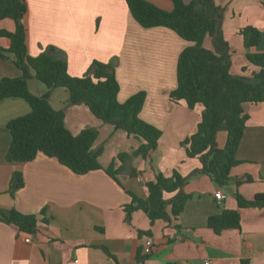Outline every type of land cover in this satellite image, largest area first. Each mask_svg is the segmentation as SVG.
Instances as JSON below:
<instances>
[{
  "label": "crops",
  "instance_id": "obj_1",
  "mask_svg": "<svg viewBox=\"0 0 264 264\" xmlns=\"http://www.w3.org/2000/svg\"><path fill=\"white\" fill-rule=\"evenodd\" d=\"M23 1L29 56L53 46L56 55L66 60L72 77L85 75L93 60L113 63L118 102L145 92L138 116L161 134L156 148L145 158L133 155L143 143L140 137L103 122L84 104L68 105L67 90L56 87L50 91L49 104L64 110L65 126L71 133L86 127L97 129L93 148H102V168L112 161L115 167L122 165L117 180L102 169L73 173L57 159L41 153L30 161L9 162L6 152L11 136L7 124L31 108L20 97L0 100V209H14L37 219L33 233L21 232L0 219V264H264V207L239 209V228L215 234L207 226L208 217L223 209H237V203L234 184L219 187L206 174H192L200 162L197 157H188L182 144L196 130L203 110L201 104L189 108L183 100L175 102L169 97L176 87L178 56L189 42L166 27H141L125 0ZM146 1L166 11L173 9L170 0ZM214 1L223 8L221 29L231 54L229 71L251 76L258 67L247 60L239 30L244 26L257 28L261 41L250 52L264 53L262 0ZM0 30L13 31L14 22L0 20ZM8 45V39L0 36V46L6 49ZM203 46L212 49L210 36L204 38ZM5 55L0 57V79L20 76L13 54ZM27 84L37 96L47 90L34 77ZM243 109L248 120L236 151L239 163L230 174L242 180L237 191L252 199L264 193V103H245ZM225 138L224 132L218 133L219 147ZM120 153L130 156L121 162ZM14 172L21 173L23 185L10 194ZM175 172L187 177L183 192L190 195L178 216L170 215L167 207L170 221L156 219L150 224L141 209L131 213L124 210L131 201L128 191L146 199L147 181L158 173L171 176ZM219 189L225 198L217 201L214 193ZM147 236L153 245L150 253L144 254Z\"/></svg>",
  "mask_w": 264,
  "mask_h": 264
},
{
  "label": "trees",
  "instance_id": "obj_2",
  "mask_svg": "<svg viewBox=\"0 0 264 264\" xmlns=\"http://www.w3.org/2000/svg\"><path fill=\"white\" fill-rule=\"evenodd\" d=\"M170 1L173 9L166 11L146 0H125L131 16L141 27H166L189 42L178 56L176 87L170 91L169 97L175 102L183 100L189 108L196 104L203 106L196 130L182 142L186 155L197 157L200 162V167L192 174H206L219 187L235 186L237 209H223L207 219V226L219 234L224 229L239 228V209L264 207V193L245 199L236 189L242 180L234 179L230 174L231 169L239 163L236 151L248 120L243 105L264 103V53L250 52L260 43L261 33L252 26L239 30L246 58L258 67V71L251 76L233 75L229 71V44L221 29L223 8L214 0H190L188 3L183 0ZM25 10L23 0H0V20L11 19L14 22L13 31L0 30V36L9 41L6 49L0 46V57L6 58L5 52L12 53L15 66L21 71L18 77L0 79V100L20 97L31 108L27 114L15 117L7 124L11 140L6 160L26 162L41 153L57 159L73 173L85 174L102 169L117 180L116 174L123 169L122 165L115 167L112 161L108 167L102 168L99 163L102 148H93L98 136L97 129L86 127L77 134L71 133L65 126L64 110L51 107L48 97L52 89L65 88L68 105L84 104L103 122L140 137L143 143L132 154L145 158L149 151L156 148L161 134L160 130L138 116L145 92H137L125 102H118L119 86L111 62L93 60L85 75L72 77L67 71L66 60L56 55L53 46L34 57L29 56L25 44L26 29L22 22ZM206 36L211 38L212 49L203 46ZM31 77L46 86L43 95L30 92L27 82ZM220 132L226 134L222 147L217 143ZM129 156L120 153L118 159L124 162ZM186 181L187 177L176 172L171 176L158 173L154 180L145 183L148 192L146 199L127 192L131 201L124 206V210L131 213L141 209L150 224L156 219L169 222V214L178 216L190 199V195L183 192ZM22 185L21 173L14 172L10 180V194ZM171 193L174 195L167 198L166 194ZM0 219L16 225L24 233H33L37 225L34 215L14 209H0Z\"/></svg>",
  "mask_w": 264,
  "mask_h": 264
},
{
  "label": "built area",
  "instance_id": "obj_3",
  "mask_svg": "<svg viewBox=\"0 0 264 264\" xmlns=\"http://www.w3.org/2000/svg\"><path fill=\"white\" fill-rule=\"evenodd\" d=\"M214 198L215 200L217 201H220V200H223L225 198V194L222 192V190H217L215 193H214ZM29 236H27L25 238V241H29ZM152 245H153V240L151 237L147 236L144 240V244H143V253L144 254H149L150 251H151V248H152ZM204 264H210L209 261H205Z\"/></svg>",
  "mask_w": 264,
  "mask_h": 264
},
{
  "label": "rangeland",
  "instance_id": "obj_4",
  "mask_svg": "<svg viewBox=\"0 0 264 264\" xmlns=\"http://www.w3.org/2000/svg\"><path fill=\"white\" fill-rule=\"evenodd\" d=\"M68 104V103H67Z\"/></svg>",
  "mask_w": 264,
  "mask_h": 264
}]
</instances>
